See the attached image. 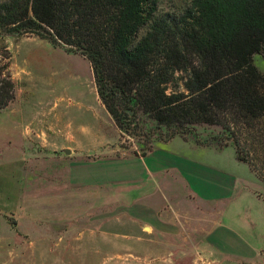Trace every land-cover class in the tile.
<instances>
[{
  "label": "rangeland",
  "instance_id": "obj_1",
  "mask_svg": "<svg viewBox=\"0 0 264 264\" xmlns=\"http://www.w3.org/2000/svg\"><path fill=\"white\" fill-rule=\"evenodd\" d=\"M183 1L163 0V8L174 10ZM254 62L264 75V56ZM4 68L15 99L0 110V264H197L187 250L171 261L166 252L152 254L149 236L138 241L135 226H121L118 193L104 194L87 173L91 162H112L113 182L120 178L118 160L145 156L182 137L170 138L164 128L159 138L145 118L132 126L138 136L123 133L99 98L87 58L34 34L0 37ZM182 79L171 90H183ZM234 118L229 116L231 132L220 125L192 129L212 146L215 139L224 147L238 141L240 153L264 179V116L246 123ZM40 130L47 132V148L35 140ZM71 136L79 146L69 144Z\"/></svg>",
  "mask_w": 264,
  "mask_h": 264
},
{
  "label": "trees",
  "instance_id": "obj_2",
  "mask_svg": "<svg viewBox=\"0 0 264 264\" xmlns=\"http://www.w3.org/2000/svg\"><path fill=\"white\" fill-rule=\"evenodd\" d=\"M175 8L164 9L163 0H4L0 37L30 33L86 57L123 133L138 136L132 126L145 118L159 138L165 128L170 138L192 134L198 145H211L195 125L231 132L229 116L239 123L264 116V75L254 62L264 56V0H184ZM5 70L0 110L15 99ZM181 78L183 90H171Z\"/></svg>",
  "mask_w": 264,
  "mask_h": 264
},
{
  "label": "crops",
  "instance_id": "obj_3",
  "mask_svg": "<svg viewBox=\"0 0 264 264\" xmlns=\"http://www.w3.org/2000/svg\"><path fill=\"white\" fill-rule=\"evenodd\" d=\"M46 133L35 139L44 148ZM70 142L80 145L76 136ZM111 163L91 162L87 173L104 194L118 193L121 226H135L138 241L149 236L152 254L166 252L171 261L187 250L197 264H264V179L233 146L175 138L145 156L118 160L120 178L113 182Z\"/></svg>",
  "mask_w": 264,
  "mask_h": 264
},
{
  "label": "water",
  "instance_id": "obj_4",
  "mask_svg": "<svg viewBox=\"0 0 264 264\" xmlns=\"http://www.w3.org/2000/svg\"><path fill=\"white\" fill-rule=\"evenodd\" d=\"M64 152H65L67 155H69V154H70V150H68V149H67V150H65Z\"/></svg>",
  "mask_w": 264,
  "mask_h": 264
}]
</instances>
